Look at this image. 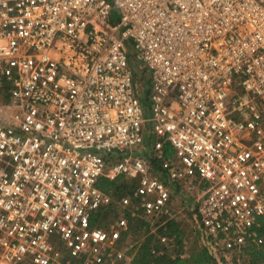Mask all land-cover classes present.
<instances>
[{
    "label": "built area",
    "instance_id": "obj_1",
    "mask_svg": "<svg viewBox=\"0 0 264 264\" xmlns=\"http://www.w3.org/2000/svg\"><path fill=\"white\" fill-rule=\"evenodd\" d=\"M120 176L219 264L264 244V0H0V264H105Z\"/></svg>",
    "mask_w": 264,
    "mask_h": 264
},
{
    "label": "rangeland",
    "instance_id": "obj_2",
    "mask_svg": "<svg viewBox=\"0 0 264 264\" xmlns=\"http://www.w3.org/2000/svg\"><path fill=\"white\" fill-rule=\"evenodd\" d=\"M138 154L141 156L143 155L149 164L151 160L156 157L151 151L150 140H147L146 143L138 149ZM150 168L152 171H157V169L153 170L151 165ZM100 180L103 183L107 182L102 178H100ZM134 181L135 179L130 177H123L121 181L117 182V187L120 189L117 191L112 190V192L109 194L112 205L115 207L116 211L118 213L124 212L123 214L126 212L128 215L125 217V228L119 230L118 239L115 244L116 252L110 255L109 259L106 261V264H130L134 255L131 247L135 244V240L142 238L147 228L151 232H154L156 228L155 224L161 220V218L165 219L164 222L172 221L182 234V255L184 257H188L193 250H198L200 247L195 235L196 227L193 219V201L195 198V193H190L186 191L185 188L179 189L176 196H174L172 200V205L170 206L168 213L165 216L150 220L143 218L140 212L136 211L137 205L131 192ZM123 189L124 192H122ZM124 197H129L131 200V204L127 207H122L120 205V200ZM114 221L110 223L105 221V227H110ZM164 222L161 224H164ZM159 238H161L160 242L162 244H166L167 240L165 237L159 236ZM162 239H164V241H162Z\"/></svg>",
    "mask_w": 264,
    "mask_h": 264
},
{
    "label": "trees",
    "instance_id": "obj_3",
    "mask_svg": "<svg viewBox=\"0 0 264 264\" xmlns=\"http://www.w3.org/2000/svg\"><path fill=\"white\" fill-rule=\"evenodd\" d=\"M172 154V151L168 145H164L163 156L167 157ZM153 170L158 169V160L153 158L150 162ZM107 181L105 183L98 181L97 187L107 194L120 189L117 187V182L123 179V176L116 178L113 181L102 178ZM135 182L131 190L135 187ZM124 192V189L123 191ZM124 213V212H123ZM112 205H109L105 212L102 210L93 218L92 223L98 227L105 228V221L113 222L118 219L120 214ZM127 213L123 214L127 217ZM164 218H161L155 224L154 232H151L148 228L144 232L142 238L135 240V244L131 247L134 255L131 259L130 264H219V262L209 253L207 248L202 245L199 241V249L193 250L188 257L182 255L183 238L182 234L178 230L177 226L172 221L164 222ZM164 222V224H161ZM260 233L264 234V229L260 230ZM158 235V236H157ZM159 236L165 237L167 240L166 244L160 242ZM197 240H199L196 235ZM106 264V263H105ZM245 264H264V244L258 247L248 248L246 251Z\"/></svg>",
    "mask_w": 264,
    "mask_h": 264
}]
</instances>
